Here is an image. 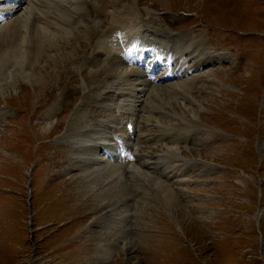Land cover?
<instances>
[{"label": "rangeland", "instance_id": "374dc122", "mask_svg": "<svg viewBox=\"0 0 264 264\" xmlns=\"http://www.w3.org/2000/svg\"><path fill=\"white\" fill-rule=\"evenodd\" d=\"M223 1L118 0L137 19L178 30L217 58L186 80L159 84L165 99L151 97L159 114L138 97V156L161 166V157L176 153L164 158L163 171L138 167L154 183L96 157L90 165L80 148L79 136L97 123L88 114L99 108L94 97L126 89L134 72L97 57L95 35L115 27L117 5L104 21L86 13L78 21L88 24L70 35L56 31L61 37L34 68L0 72V264H264V0H234L230 14H219L212 3ZM109 76L123 79L111 88ZM122 94L109 104L113 111L130 97ZM118 180L132 194L115 206L102 202V188ZM159 186L174 190L175 203L161 201Z\"/></svg>", "mask_w": 264, "mask_h": 264}, {"label": "bare ground", "instance_id": "6f19581e", "mask_svg": "<svg viewBox=\"0 0 264 264\" xmlns=\"http://www.w3.org/2000/svg\"><path fill=\"white\" fill-rule=\"evenodd\" d=\"M79 1H81L82 5H79L76 0H29L28 1L29 8L28 6L26 7L27 13L24 19L14 16V18H12L10 21L5 23L6 24L5 26L0 27V72H3V69L9 67L10 65H14L15 68L16 67L19 68L24 65L28 66V62L29 64H31L30 68L31 67L34 68L35 64L38 63L37 59L43 54L44 51H46V48L47 47L50 48V46H52L54 42L57 41L56 37H61V35L56 36L55 34L56 31L61 30L63 31L65 36H68L71 34L70 30H73L74 27L73 24H76L79 19L86 17V13H89L91 16H93L96 19L99 18V16L106 14L107 10L114 9L116 5H117V9L115 11V15L113 16V21L115 24L114 28L116 32L118 31L124 32L128 40H131L132 38H136V37H141L146 42L159 45L163 49L173 52L175 55L187 54L189 50H192L191 59L192 61H194V65L193 62L191 61V67L194 69L204 64L212 63L210 59L204 56L205 50L202 51L201 48L194 46V43L190 42L186 37L179 38L177 37V35H174L172 32L160 31L158 29H153L152 27L150 28V26L146 25V23H141V24L138 23L136 15L132 13L130 10L126 12L123 9V7H120L118 0H79ZM1 7L2 6H0V8ZM48 9L54 11L52 13V16L50 17L48 16L51 13V11H49ZM32 23L34 26L31 25ZM132 23H136L138 25L135 27H130ZM140 27L142 29H140ZM26 31L28 32L26 33ZM95 36L97 39L96 45L100 47V49L97 50L100 55L97 57L101 58L100 62H102L103 59L101 55L105 52L107 55H109L108 57L104 56L108 58V59L106 58L107 59L106 62L113 63L111 66L109 65L110 66L109 69L123 66L126 69L127 68L134 69V72L132 74L131 81L126 89H117L112 94H109L107 97L100 96L98 101L95 104L91 105V106L95 105L99 107L95 111H94L95 108L92 107L88 112V114L92 115L93 118L96 120L95 123L96 122L97 123L94 124L93 126H90L91 127L90 131L83 132L84 135H81L80 133L79 134L81 136L78 135L81 138L80 140L82 143L80 148L85 147V151L87 150V156L85 155V157L83 158L84 159L86 158L87 162H89L90 165L96 164V160L94 159L95 157L99 159L98 162L99 161L106 162L101 160L102 157L101 155H98V152L99 150H101V145L105 146V149H110L113 146L114 140H112V136L114 134L117 133L119 135L126 136L122 128V122L124 120L134 119V117L139 119L141 113H143V112H136L137 107L139 106V104L141 105V102L143 101L141 97H140L141 102L138 99L139 96L137 95H139L140 92L146 93L147 95L152 94L150 97L147 95H146L147 98L145 97L146 105L150 106L151 114H153L155 110H157L156 113L160 112L157 107L158 105H155L151 101V97H153L155 100L157 99V101H159L160 99L161 100L165 99V97H162L164 93L161 86L159 87L155 83L147 82L144 79L143 75L140 74V72L137 70L136 67L130 68L124 63V61L119 56L118 48L111 47L109 45V39H114L113 34H105L103 37L100 36V34H96ZM2 41L3 43H1ZM197 54L199 55L197 56ZM183 57L184 56H181V58ZM185 68H187V65L185 66ZM109 69L107 68V70ZM31 77H35V76L31 74ZM120 79L123 78L112 79L110 83L111 88H113V86H116L118 82L121 83ZM118 85L120 86V84ZM178 86L181 87V85ZM134 91H139V93ZM117 92L120 93L118 94L120 95V97H124V98L126 97V94H122L124 92L128 93L130 97L127 99V101H125V103H120V102L114 103V105L117 108L116 110L113 111L109 106V104L114 102V96L117 95ZM132 99L134 101H139L140 103L138 104L133 103ZM139 107L143 108L145 107V105L143 107L141 106ZM100 109L102 110L100 111ZM151 116L152 115H150V118H152ZM73 134L76 135L77 132ZM166 134L167 132L165 133L163 132V136H165ZM78 136H74V137H78ZM97 138H105L106 139L105 141L110 143L104 144V142H102L101 139H97ZM163 138L165 137H162V139ZM135 152L136 154H138L137 149H135ZM175 156H176L175 152L167 154L166 156L160 158L161 161L159 163H162V165H164V158L168 157L170 159V157L173 158ZM138 158L139 161H137L138 163L137 162L136 163L137 164L143 163L141 164L140 170L143 167L149 169L148 167L156 168L160 166L157 165L156 163L145 165V163H149L151 162V160L153 161V157L147 158L146 156L144 157L138 156ZM110 163L115 167L114 172H119L121 168L127 174L128 172H130L129 170L134 169L133 171L136 172L139 176L138 182L143 181V183L144 182L152 183L154 181L152 178L148 177L149 175L147 173L143 172V174H140L138 171L139 169L138 166L135 165L136 163L130 164L126 167H124L123 165L120 166V164L116 162L113 163L107 162V164ZM102 167L103 165H100L99 168L96 169L94 167L92 170L93 172H96ZM148 172H151V170H149ZM107 173L102 172L99 173L97 176L99 177L101 175H106ZM99 184L103 185L106 183L103 181H99ZM92 191L97 193L96 187H94ZM158 192H159V198L161 199V201H163V203L165 204L175 203L176 193H174V190L171 189L170 186L168 187L159 186ZM131 194H132V190L131 188L127 187V182L118 180L115 181L113 185H110L109 183L105 185L102 188V192H100L98 196L100 198L105 197V201L102 202L113 204L111 206H115L117 204H120L121 201L125 200V198H127Z\"/></svg>", "mask_w": 264, "mask_h": 264}]
</instances>
